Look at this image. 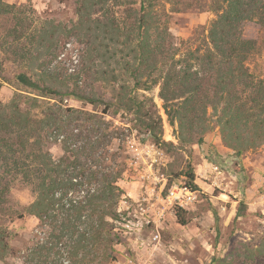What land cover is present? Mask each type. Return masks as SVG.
<instances>
[{
    "label": "trees",
    "instance_id": "16d2710c",
    "mask_svg": "<svg viewBox=\"0 0 264 264\" xmlns=\"http://www.w3.org/2000/svg\"><path fill=\"white\" fill-rule=\"evenodd\" d=\"M127 2L121 12L116 9L122 0H78V20L73 27L76 31L104 23L107 33L115 36L112 41L121 47L123 68L113 69L110 75L111 82L122 83L115 113L134 111L136 130L146 131L157 145L174 148L161 142L162 119L148 113L147 98L138 96V91L159 87L166 113L177 125L181 147L204 144L205 135L215 125L224 147L237 157L264 148V81H256L246 65L253 41L246 44L240 35L244 22L264 20V0H215L219 14L210 28L212 50L201 56L181 53L169 30L162 28L151 0ZM14 8L0 0V15ZM96 43L93 36L92 43L87 41L89 53L97 51ZM118 54L111 53L109 58L116 59ZM85 59L95 64L89 55L84 54ZM89 64L79 75L97 81L100 73L91 72ZM17 81L39 93L27 97L28 110L20 106L22 95L0 110V216L5 214L15 182L30 186L36 195L27 213L39 225L31 245L22 252V264L115 262L126 170L125 158L112 149L119 131L96 115L65 108L61 102L45 104V98L56 100L59 93L41 80L20 74ZM69 96L95 105L100 102L92 92L83 95L79 86ZM105 106L110 109L113 104ZM38 109L42 113L37 118L32 111ZM57 143L63 150L59 159L45 150L46 144ZM182 174L188 179L187 186L199 190L192 170ZM176 217L179 224H188L186 210L177 209ZM8 237L1 229L3 254L11 251ZM212 264H264V240L255 247L242 243Z\"/></svg>",
    "mask_w": 264,
    "mask_h": 264
},
{
    "label": "rangeland",
    "instance_id": "374dc122",
    "mask_svg": "<svg viewBox=\"0 0 264 264\" xmlns=\"http://www.w3.org/2000/svg\"><path fill=\"white\" fill-rule=\"evenodd\" d=\"M3 1L15 8L0 15L1 111L18 95L23 96L18 100L24 110L29 109L28 96L38 97L39 93L17 81L18 75L27 74L58 91L59 97L56 100L45 98V104L62 103L65 108L96 115L110 123L112 129L119 131L112 149L125 158L126 170L121 186L125 191L124 198L131 201L143 193L142 176L152 172L150 166L155 159L159 158L164 164L152 168L155 174L158 171L165 174L169 182L187 184L188 179L182 173L192 170L195 174L200 196L198 203L187 212L188 224L183 226L177 217L169 215L159 227L160 242L152 239L156 233L154 227L147 228L142 235L121 236L118 233L120 244L116 245V261L111 264H212L215 258L228 256L242 243L255 247L264 240V174L258 179L249 174L230 149L227 156H223L206 142L181 147L177 125L172 124L166 113L159 87L138 91V96L141 100L147 98L148 113L155 118L161 117V142L173 144L174 148L157 145L146 131L136 130L134 111L115 113L122 83L111 82L110 75L113 69L123 68V54L121 47L111 39L115 36L107 33L104 23L73 31L78 20V0ZM127 1L122 0V6L116 11L123 12ZM151 2L159 14L162 28L169 30L182 54L193 52L201 56L211 52L210 28L219 14L215 0ZM240 35L246 44L253 41V51L246 65L256 81H264V20L244 22ZM92 36L97 38V51L89 53L87 41L92 43ZM116 51L118 57L110 59L111 53ZM84 54L95 64H89L86 59L83 62ZM116 61L121 63L117 65ZM88 64L91 72L100 73L96 74L97 81L85 74L79 75ZM128 83L132 85L131 81ZM78 86L83 95L92 92L100 102L95 105L69 96ZM108 103L113 104L110 109L105 106ZM41 111H32V115L41 117ZM211 126L205 139L214 138L223 145L220 129ZM46 145L45 150H49L55 159L63 155L60 143ZM153 147L164 156H157ZM244 156L264 157V148L251 150ZM211 163L220 166L224 173L218 180L219 187L214 186L216 177L209 172ZM11 187L5 214L0 216V230L9 233L11 251L9 254L0 251V264H22V252L31 245L39 225V220L27 213L36 198L32 188L20 181Z\"/></svg>",
    "mask_w": 264,
    "mask_h": 264
},
{
    "label": "built area",
    "instance_id": "2783aa9c",
    "mask_svg": "<svg viewBox=\"0 0 264 264\" xmlns=\"http://www.w3.org/2000/svg\"><path fill=\"white\" fill-rule=\"evenodd\" d=\"M155 149L157 156H164L162 151ZM138 150V149H136ZM163 162L155 159L151 164V171L142 176L143 193L137 198L126 199L120 203L121 221L118 222L116 232L121 236L142 235L147 228L154 227L153 241L160 242V225L172 215L176 217L177 209L190 211L199 201L200 191L193 190L182 182H173L169 187V179L165 174H155L154 169ZM211 174L216 177L214 186L219 187V178L224 175L217 164H210ZM156 247V244H155ZM131 263V259L129 261Z\"/></svg>",
    "mask_w": 264,
    "mask_h": 264
},
{
    "label": "crops",
    "instance_id": "0c3cea01",
    "mask_svg": "<svg viewBox=\"0 0 264 264\" xmlns=\"http://www.w3.org/2000/svg\"><path fill=\"white\" fill-rule=\"evenodd\" d=\"M205 142L207 145L212 146V149L222 154L223 156H227L228 149L223 145L218 144V140L214 138H206ZM241 161V165L245 168V170L252 174L256 179L263 178L264 174V157L261 158H250L249 156H241L237 157ZM252 178V177H251Z\"/></svg>",
    "mask_w": 264,
    "mask_h": 264
}]
</instances>
